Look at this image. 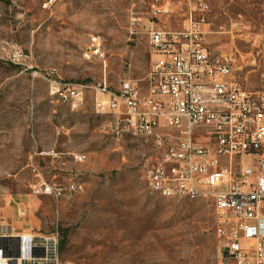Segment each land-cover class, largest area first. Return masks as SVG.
<instances>
[{"label":"rangeland","instance_id":"rangeland-1","mask_svg":"<svg viewBox=\"0 0 264 264\" xmlns=\"http://www.w3.org/2000/svg\"><path fill=\"white\" fill-rule=\"evenodd\" d=\"M0 0V211L15 233L60 234V264H218L209 200L162 197L144 174L158 155L151 139L108 132L93 90L72 109L62 85L145 83L153 24L180 27L190 0ZM211 51L227 57L237 83L264 90V0H204ZM93 37L106 60H87ZM21 55L17 63L15 54ZM77 155H84L79 160ZM244 163L245 157H244ZM78 182L55 199L35 183Z\"/></svg>","mask_w":264,"mask_h":264},{"label":"built area","instance_id":"built-area-1","mask_svg":"<svg viewBox=\"0 0 264 264\" xmlns=\"http://www.w3.org/2000/svg\"><path fill=\"white\" fill-rule=\"evenodd\" d=\"M190 1L179 28L149 33L156 59L145 80L146 94L137 78L124 79L118 90L106 83L52 81V93L76 110L93 90L96 111L113 118L108 132L116 141L128 135L153 141L158 157L144 174L148 189L167 198L213 203L222 251L218 264H264V90L236 82L230 60L210 49L207 5ZM159 3L156 15L168 10ZM15 56L19 63L21 55ZM84 58L106 60L99 37L91 39ZM82 190L75 182L44 180L32 187L33 194L55 199ZM5 222L0 211V264L61 263L58 232L15 233Z\"/></svg>","mask_w":264,"mask_h":264},{"label":"crops","instance_id":"crops-1","mask_svg":"<svg viewBox=\"0 0 264 264\" xmlns=\"http://www.w3.org/2000/svg\"><path fill=\"white\" fill-rule=\"evenodd\" d=\"M158 15V14H157ZM160 15V14H159ZM160 16H162V15H160ZM179 28V27H178ZM153 29L154 30H162V29H177V28H175V27H164V26H159V25H154L153 24ZM208 41V40H207ZM209 43V42H208ZM151 52V51H150ZM151 57H152V61L153 60H155L156 59V56L155 55H153V54H151ZM147 89H146V84L145 83H143V94H146V91Z\"/></svg>","mask_w":264,"mask_h":264},{"label":"bare ground","instance_id":"bare-ground-1","mask_svg":"<svg viewBox=\"0 0 264 264\" xmlns=\"http://www.w3.org/2000/svg\"><path fill=\"white\" fill-rule=\"evenodd\" d=\"M147 185H148V183H147ZM75 187H81V186L78 182H75ZM151 190L163 197V195H161V193H160V190H155V189H151ZM62 197H69V194H62Z\"/></svg>","mask_w":264,"mask_h":264}]
</instances>
